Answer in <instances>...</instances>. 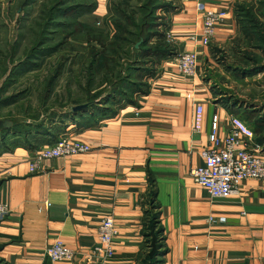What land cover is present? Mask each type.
<instances>
[{
    "label": "crops",
    "instance_id": "crops-1",
    "mask_svg": "<svg viewBox=\"0 0 264 264\" xmlns=\"http://www.w3.org/2000/svg\"><path fill=\"white\" fill-rule=\"evenodd\" d=\"M103 1L97 0L96 9L79 19L98 23ZM203 1L227 12L212 38L224 48L237 34L238 0ZM195 2L174 0L165 29L174 54L161 60L147 91L135 95L134 103L120 101L114 114L86 127H78L69 116L62 122L54 118L47 126L57 125L56 133L41 140L7 133L5 146H0V203L9 210L0 219L4 264H87L83 253L96 243L106 216L114 218L117 229L113 254L93 264H140L149 250L144 224L154 205L164 235L156 264H264V180L246 179L236 194L213 197L189 174L203 164L200 151L207 145L212 116H218L217 134L223 137L228 118L238 114L246 120L250 108L226 96L230 93H219V86L205 78L207 67L214 66L208 64L209 49L190 39L201 27ZM239 49L235 53L240 54ZM191 50L206 61L205 67L193 78H184L176 56ZM239 77L241 81L250 76ZM196 104L203 108L198 132L191 128ZM11 107L0 106V113ZM61 136L86 142L90 150L44 160L41 171L31 172V153ZM55 240L74 249L76 256L50 260L45 250Z\"/></svg>",
    "mask_w": 264,
    "mask_h": 264
},
{
    "label": "trees",
    "instance_id": "trees-1",
    "mask_svg": "<svg viewBox=\"0 0 264 264\" xmlns=\"http://www.w3.org/2000/svg\"><path fill=\"white\" fill-rule=\"evenodd\" d=\"M36 1L18 0L19 11H24L23 15H26V10ZM135 1V6L130 8L124 6L125 3L121 1L110 0L109 12L103 17L104 27H95L79 18L93 12L97 7V0H40L30 45L24 48L22 54L17 55L19 42L16 41L6 51L0 53L6 60L5 63L2 62L4 64L0 68L1 76L8 72L0 85V106L16 103L24 94V91L6 93L9 85L15 82L17 77L38 69L44 59L71 40L82 45L86 41L84 45L88 49L89 56L85 63L86 91L90 89L89 86L98 70L105 71L104 88L102 87V90L95 94H88L89 98L86 100L95 102L85 109L57 115L51 112L46 122L42 119L38 121L37 118H34L37 121L35 123L13 120L14 123L10 128L2 129L0 145L6 143L9 131L13 136L20 138L27 136L34 141L47 136L52 137L58 126L54 125L51 128L47 125L54 123V118L62 122L69 116L73 120L76 119L78 127H86L92 121L114 114V106L118 102L134 103L135 95L147 91L149 79L156 75L161 60L174 54V48L164 41L161 32L157 29L159 19L162 17L159 16V11L169 8L171 4L166 0ZM259 5L264 10V0H259ZM234 14L236 23L249 43L253 41L251 46L262 51L264 55V31L261 30L264 29V24L252 10L251 5L235 4ZM21 34L22 32H19V36ZM55 35H57L56 40H54ZM137 42L139 44L135 46ZM253 53L248 57L254 61L255 66L244 69L239 67L236 69V75L245 77L264 72V62L259 60L260 56L259 59L258 56L256 58L252 56ZM61 72L62 65H59L46 82L45 94L54 87L55 79ZM83 102L75 100V103ZM246 111L245 118L252 125L256 141L264 143V115L259 114L253 107ZM154 207L156 206H152L151 209ZM151 209V214L144 224L149 250L140 264L159 263L160 259L158 260L157 257L164 249L163 228L159 225V215ZM0 264H4L1 259Z\"/></svg>",
    "mask_w": 264,
    "mask_h": 264
},
{
    "label": "rangeland",
    "instance_id": "rangeland-1",
    "mask_svg": "<svg viewBox=\"0 0 264 264\" xmlns=\"http://www.w3.org/2000/svg\"><path fill=\"white\" fill-rule=\"evenodd\" d=\"M109 1L110 0L103 1L102 6L105 10L100 18L96 17L99 21L98 23H95V21L92 22L91 20L89 22H83L95 27H104L103 17L109 12ZM118 1L125 3L124 6L127 5L130 8L134 7L136 3L135 0H117V2ZM166 2L170 3L171 6L159 11V16L162 17L159 19L160 23L157 28L161 32L165 42H167V31L165 30L167 26V16L169 12L171 13V11H173L174 0H166ZM236 4L251 5L252 10L264 24V10L260 7L259 0H238ZM39 8L40 0H37L26 10V15H23L24 11H19L18 9V0H0V53L1 51H6L11 44L16 41L19 42L17 55L22 54L24 48L30 45L29 41L33 38L34 21L38 16ZM235 24L237 27V34L230 40V44L221 48L214 45L216 42L211 40L212 42L206 46L209 49L210 58L212 60V62L208 61V64L214 67H207L206 73H204L206 74L205 78L211 80L210 84L214 85V87L219 86L217 87L221 89L219 93H230V95L226 96H231L230 98L237 97L242 100V106L246 105L250 108H256L259 114L264 115V113L259 112L260 110L264 111V72H258L241 81L236 79L239 77L236 75L237 67L244 69L246 67L255 66L254 61L249 59L248 55L254 52L252 56L255 58L258 56L257 59H259L260 56L259 60L263 62L264 55L262 51L256 50L251 46L253 41L251 40L249 43L244 32H242L239 25L236 23V20ZM261 30L264 31L263 28ZM19 32H22L21 36H19ZM56 36L57 35H55L54 40H56ZM168 42V44L172 45L170 40H168ZM85 43L86 41H84V44ZM84 44H78L71 40L68 44L60 47L56 52L44 59L38 69L17 77L16 81L9 85L7 93L24 91V94L16 103L10 104L12 105L11 109L9 108L7 111L0 113V121L9 119L12 123H14L13 120L22 123H35L37 121L34 120V118H37L38 121L42 119L46 122L51 112H55L56 115L60 114L56 109L62 110L69 108V111H72L71 107L73 105L81 104L75 103L76 99L84 101L83 103H85V100L89 98L88 94H95V92L102 90L105 84L103 78L105 71L98 70L94 76L93 82L89 86L90 89L86 91L87 79L85 63L89 59V56L87 54L88 49ZM236 49L240 50V54L235 53L237 52ZM222 51L224 52L222 53ZM2 62L5 63L6 60L0 55V68L2 64H4ZM205 62L206 61H204L200 55L197 71L199 67L204 69ZM234 64L236 68H234ZM59 65H62V72L55 79L54 87L45 94L44 87L46 82L54 74ZM7 74L8 72L6 75ZM6 75L1 76L0 72V85ZM86 102L89 101L86 100ZM231 105H233V101ZM244 121L252 127L251 123L246 120ZM1 129H3V127H1ZM21 138H23V136H21ZM0 146H5V144ZM262 146H264V144H262Z\"/></svg>",
    "mask_w": 264,
    "mask_h": 264
},
{
    "label": "built area",
    "instance_id": "built-area-1",
    "mask_svg": "<svg viewBox=\"0 0 264 264\" xmlns=\"http://www.w3.org/2000/svg\"><path fill=\"white\" fill-rule=\"evenodd\" d=\"M194 9L201 20V27L190 39L207 46L227 12L221 8L207 7L203 0H196ZM197 60L198 54L195 50L178 53L176 65L179 74L184 78L196 76ZM202 109L200 104H196L191 126L195 132H198L202 126ZM227 124L228 132L225 136L219 137L218 116L216 114L212 116L207 145L200 151L203 164L191 168L189 172L193 181L207 189L213 197L236 194L240 183L246 179L264 180V148L255 142L253 128L237 115H231ZM89 150L88 143L61 136L46 147L34 150L28 168L31 172H38L42 170L41 165L44 160L82 154ZM8 211L7 205L0 203V219ZM210 220L213 218L211 217ZM116 233L114 218L104 217L98 227L96 243L83 253L85 263L102 262L111 257ZM45 254L52 261H69L77 252L64 245L61 240H55L46 248Z\"/></svg>",
    "mask_w": 264,
    "mask_h": 264
},
{
    "label": "water",
    "instance_id": "water-1",
    "mask_svg": "<svg viewBox=\"0 0 264 264\" xmlns=\"http://www.w3.org/2000/svg\"><path fill=\"white\" fill-rule=\"evenodd\" d=\"M139 42H137L135 44V46H138ZM95 101L92 100V101H89V102H85V103H81V104H76V105H73L71 107V110L72 111H77V110H81V109H85L87 108L89 105H91L92 103H94ZM12 121L9 120V119H5L3 121H0V128L3 127V128H9L12 126Z\"/></svg>",
    "mask_w": 264,
    "mask_h": 264
}]
</instances>
